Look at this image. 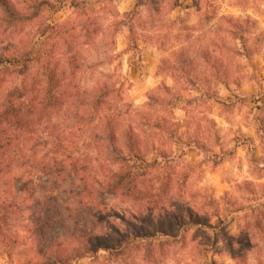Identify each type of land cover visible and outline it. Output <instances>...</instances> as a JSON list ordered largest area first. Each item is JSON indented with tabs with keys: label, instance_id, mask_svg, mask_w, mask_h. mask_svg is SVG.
Segmentation results:
<instances>
[{
	"label": "rangeland",
	"instance_id": "obj_1",
	"mask_svg": "<svg viewBox=\"0 0 264 264\" xmlns=\"http://www.w3.org/2000/svg\"><path fill=\"white\" fill-rule=\"evenodd\" d=\"M121 1L125 0H104V9L92 18L108 20L114 11L123 12ZM141 2L132 31L117 35L108 31L107 36L99 38L107 39L105 46L98 41L76 47L75 33L64 34L73 45L71 49L62 47L59 37L54 36L53 41L58 42L52 43L62 53L60 58L65 51L76 53L77 84L91 85L107 74V80L120 86L125 102L151 118L155 113L163 117L167 129L165 137L155 136L151 146L146 139L142 141L148 161L157 158L160 151L168 155L165 169L156 168L144 176L150 195L144 200L108 201L109 208L117 207L108 214L110 220L124 231L143 229V239L129 242L115 254L99 251L92 256L76 247L75 256L80 257L69 264H264V0ZM134 4L135 0L124 11ZM183 5L188 9L181 8ZM45 15L53 23L76 19L66 8L45 10ZM222 15L237 18L233 19L239 23L237 38L230 35L232 27L221 20ZM100 18L98 23L103 22ZM242 37L245 49L238 39ZM132 42L138 49H131ZM166 77L173 78L172 87L166 86ZM221 91L224 94L219 95ZM199 92L224 98L220 102L224 104L229 134L220 144L221 150L233 146V138L243 139L240 124L254 131V139L247 142L251 148L247 164H230L225 160L230 154L217 153L216 123ZM184 103L191 106L184 107ZM183 109L186 119L181 120ZM133 119L139 120L137 115ZM88 142L79 138L75 152L88 151ZM192 143L203 152L196 155L190 150L194 148ZM153 175L168 184L167 188L160 187L162 196H155L159 184ZM57 198L61 200L63 195ZM57 212L45 218L50 223L46 238L67 244L71 240L67 231L73 229L75 246H79L85 229L81 223H73L77 212ZM189 214L199 223L192 224ZM176 216L183 222L179 223ZM19 235L17 243L10 246V259L1 254L0 247V264H25L35 258L34 243L22 230ZM64 247L74 246L69 243Z\"/></svg>",
	"mask_w": 264,
	"mask_h": 264
},
{
	"label": "trees",
	"instance_id": "obj_2",
	"mask_svg": "<svg viewBox=\"0 0 264 264\" xmlns=\"http://www.w3.org/2000/svg\"><path fill=\"white\" fill-rule=\"evenodd\" d=\"M103 1L0 0V247L7 259L12 257L10 246L21 238L20 230L34 243L35 258L25 264H69L80 257L75 256L78 247L92 256L99 251L115 254L129 242L143 239V229L124 231L110 220L108 214L117 207L109 208L108 201L130 202L150 195L144 176L156 168L165 169L169 162L162 151L148 161L143 143L146 139L151 146L155 136L163 139L166 121L156 113L151 118L134 110L107 74L91 85L77 84L76 53L65 51L60 58L62 53L52 47L58 42L53 41L55 36L62 47L71 49L64 34L75 33L79 47L98 41L105 46L107 39L99 38L108 31L130 33L142 0H135L130 10L114 11L108 20L99 17L103 22L98 23ZM62 8L76 19L47 21L45 10ZM233 19L237 18L221 16L232 27L230 35L237 38L239 23ZM238 39L245 49L243 37ZM131 49H138L136 42ZM81 137L89 140L84 154L75 152ZM154 179L159 184L155 196H162L160 187L168 184H162L158 175ZM61 209L77 212L73 223L85 229L79 246H75L73 229L67 231L71 238L67 244L46 238L50 223L45 218ZM188 217L192 224L199 223L192 214ZM176 219L183 222L179 216ZM13 226L19 230H11ZM69 243L74 247L66 249Z\"/></svg>",
	"mask_w": 264,
	"mask_h": 264
},
{
	"label": "crops",
	"instance_id": "obj_3",
	"mask_svg": "<svg viewBox=\"0 0 264 264\" xmlns=\"http://www.w3.org/2000/svg\"><path fill=\"white\" fill-rule=\"evenodd\" d=\"M133 3H134V0L121 1L119 7L121 10L124 11V10L128 9L129 7H131ZM181 8L187 10L188 6L183 5ZM191 23H194V21H192ZM147 67H149V70L150 69L152 70L153 66L152 65L150 66V64H149ZM165 84L167 87H172L174 84L173 78L166 77ZM222 94H224V92H222V91L219 92V95H222ZM198 95H201V98L205 99V101L208 103V106H209L208 114L216 123V128L218 130V133L214 134V136L217 140L215 143V147L217 148V153L218 154L219 153L230 154L229 157H226V159H225L230 164H234L237 161H240L243 164H247V162H248L247 158L249 157V150H251V148L248 147L247 142H251V140L254 139V137H255L254 131L250 130L248 127H245L244 125L240 124V126L242 127L243 135H244L243 139L233 138L232 139L233 146L230 145L228 150H226V151L221 150L220 144H223L225 138L229 134V129H228L229 124H228V121L226 119L224 109H223L224 104H223V102H220L221 100H224V98L223 97H219V98L207 97L200 92L198 93ZM198 100H199L198 102L202 103L200 98H198ZM183 106L187 107V106H191V105H187L186 103H184ZM186 109H188V108H186ZM182 112H183V116L180 118L181 120H183L185 118V116H184L185 110L183 109ZM196 112H197V114H203V112L199 111V110H196ZM192 144H193L194 148H191L190 150H195V152L197 153L196 155H199L200 153L203 152L202 151L203 149L201 147H198L197 143H192Z\"/></svg>",
	"mask_w": 264,
	"mask_h": 264
}]
</instances>
